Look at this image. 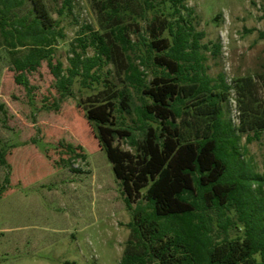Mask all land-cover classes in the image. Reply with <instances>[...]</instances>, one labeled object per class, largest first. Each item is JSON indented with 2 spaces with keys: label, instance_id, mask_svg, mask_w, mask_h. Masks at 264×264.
<instances>
[{
  "label": "trees",
  "instance_id": "trees-1",
  "mask_svg": "<svg viewBox=\"0 0 264 264\" xmlns=\"http://www.w3.org/2000/svg\"><path fill=\"white\" fill-rule=\"evenodd\" d=\"M93 4L98 30L87 27L89 35L77 39L82 52L73 51L66 70L54 64L53 49L64 34L44 0H0V41L11 56L16 83L25 88L26 74L43 61L64 96H71L77 78L85 84L95 80L94 70L121 69L126 86L96 101L86 115L131 215L120 264H264V172L248 171L237 132L221 117L201 54L210 48L201 45L204 34L195 27V10L187 0ZM72 8L73 0H63L57 13L63 16ZM259 38L264 40V33ZM88 48L93 57L85 56ZM221 49L220 43L213 45V53ZM258 78L264 86V62ZM253 81L243 80L244 88L251 89ZM131 89L151 100L137 111L142 142L114 121L117 101L122 111L132 113ZM187 101L192 104L184 110ZM245 118L240 130L247 125L259 140L264 107L247 106ZM117 139L129 141L136 154L116 147ZM0 165H8L2 151ZM231 230L241 233L232 236Z\"/></svg>",
  "mask_w": 264,
  "mask_h": 264
},
{
  "label": "rangeland",
  "instance_id": "rangeland-1",
  "mask_svg": "<svg viewBox=\"0 0 264 264\" xmlns=\"http://www.w3.org/2000/svg\"><path fill=\"white\" fill-rule=\"evenodd\" d=\"M64 38L53 49L54 64L70 67L77 42L87 27L98 30L93 0H73L72 12L59 16L63 0H44ZM196 12L195 27L204 34L203 66L211 79L223 120L239 137L248 171L264 172V133L259 140L242 118L247 106L264 107V86L258 78L264 62V0H187ZM221 44L219 53L213 45ZM88 48L86 57H93ZM95 80L77 78L71 96L62 95L48 62L26 74L29 86L15 81L11 56L0 41V264H120L130 231L131 215L113 165L87 121V110L126 86L121 69L112 65L94 70ZM147 82L153 80L148 72ZM254 79L251 89L243 80ZM113 88L109 91V84ZM227 87V89H226ZM133 111L116 102L114 121L130 128L138 142L144 134L137 111L151 100L131 89ZM192 104L181 108L186 110ZM188 122L184 116V130ZM192 123V122H191ZM194 123V122H193ZM252 141L249 142L248 139ZM114 145L136 154L127 140ZM8 179V181H7ZM145 193V192H144ZM264 206V190L260 196ZM136 206V205H134ZM241 232L231 230L232 236Z\"/></svg>",
  "mask_w": 264,
  "mask_h": 264
}]
</instances>
